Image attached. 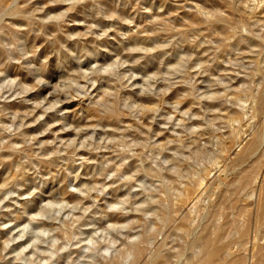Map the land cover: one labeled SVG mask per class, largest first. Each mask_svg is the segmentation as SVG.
Listing matches in <instances>:
<instances>
[{"label":"rangeland","instance_id":"374dc122","mask_svg":"<svg viewBox=\"0 0 264 264\" xmlns=\"http://www.w3.org/2000/svg\"><path fill=\"white\" fill-rule=\"evenodd\" d=\"M101 1L0 0V264H157L160 253L168 264H195L209 247L223 251L237 239L247 252L234 247L212 263L251 264L264 247V209L255 206L264 186V0ZM249 83H260L257 92ZM236 89L248 100L233 98ZM256 99L258 122L249 109ZM237 110L245 115L233 126L248 137L221 164L236 165L259 129L258 178L242 209L217 212L203 196L195 210L198 193L187 199L182 187L219 159ZM232 176L222 172L223 185ZM205 233L216 246L199 245ZM135 242L147 252L134 262Z\"/></svg>","mask_w":264,"mask_h":264},{"label":"bare ground","instance_id":"6f19581e","mask_svg":"<svg viewBox=\"0 0 264 264\" xmlns=\"http://www.w3.org/2000/svg\"><path fill=\"white\" fill-rule=\"evenodd\" d=\"M103 1V0H102ZM101 1V2H102ZM104 2H105V0H104ZM2 4H3V2H2ZM102 4H103V2H102ZM103 5H108V4H103ZM0 7H2V6H0ZM1 9V8H0ZM199 13V12H198ZM12 14H16V13H12ZM222 20V19H221ZM220 20V21H221ZM215 21H218V20H215ZM222 22H226V21H222ZM242 22V21H241ZM239 23V22H238ZM244 23V22H243ZM221 24V23H220ZM55 25V24H54ZM224 25V24H223ZM223 25H221V27H224ZM231 25H232V23H231ZM6 26V25H5ZM9 26V25H8ZM48 26V25H47ZM60 25H58L57 27H59ZM10 27V26H9ZM39 27V26H38ZM42 28V27H41ZM45 29H46V27H44ZM5 29V28H4ZM7 29V28H6ZM28 29L29 30H31V28L30 27H28ZM56 29V28H55ZM60 29H61V27H60ZM226 29V28H225ZM229 29H230V27H229ZM234 29V28H233ZM238 29V28H237ZM243 29V28H242ZM2 30H3V28H2ZM10 30H12V29H10ZM33 30L35 31V29H34V27H33ZM47 30V29H46ZM222 30H223V28H222ZM235 30V29H234ZM0 31H1V29H0ZM28 31V30H27ZM52 31V30H51ZM55 31V30H54ZM33 32V31H32ZM215 32V31H214ZM237 32V31H236ZM20 33V32H19ZM18 33V34H19ZM57 33V32H56ZM182 33V32H181ZM233 33H235V31L233 32ZM12 34H14V33H12ZM12 34H11V36H12ZM17 34V33H16ZM223 35V34H222ZM230 35V34H229ZM13 37V36H12ZM221 37V36H220ZM224 37V36H223ZM228 37H230V36H228ZM233 37H234V35H233ZM237 38V37H236ZM224 39L225 40H229L228 38H225L224 37ZM16 40V39H15ZM14 40V41H15ZM17 41H18V39H17ZM241 41V40H240ZM225 43V42H224ZM241 42H239V44H240ZM230 44H233V43H230ZM239 44H237V45H239ZM252 44V43H251ZM250 44V45H251ZM225 45V44H224ZM226 45H229V43L227 44V41H226ZM235 45V44H234ZM233 45V46H234ZM252 46V45H251ZM221 47H223V46H221ZM230 47V46H229ZM208 49H209V47H208ZM227 49V48H226ZM210 50V49H209ZM221 50V49H220ZM206 51H207V48H206ZM223 51V50H222ZM217 54V53H216ZM222 56V55H221ZM211 57V56H210ZM218 58H219V56H217ZM218 58H216V60L218 59ZM221 58V57H220ZM207 59V58H206ZM215 59V58H214ZM220 60V59H219ZM247 61V60H246ZM264 61V60H263ZM216 63H218V62H216ZM221 63V60L219 61V64ZM223 63H224V61H223ZM223 63L221 64V66L223 65ZM207 65V64H206ZM258 65V64H257ZM210 66V65H209ZM220 66V67H221ZM219 67V68H220ZM223 67V66H222ZM225 67V66H224ZM223 67V68H224ZM218 68V69H219ZM256 68V67H255ZM259 68V67H258ZM258 68H256L257 69V71H258ZM226 69V68H225ZM254 69V68H253ZM259 69H261V68H259ZM227 70V69H226ZM225 70V71H226ZM228 71V70H227ZM262 71V74H263V70H260L259 71V74H260V72ZM210 72V71H209ZM212 72V71H211ZM252 72H253V70H252ZM255 72V71H254ZM254 72H253V74H254ZM257 72H255V74H256ZM258 74V75H259ZM258 75H256V77L258 78L259 76ZM232 76V75H231ZM253 76V75H252ZM251 76V77H252ZM260 76H262L263 77V75H260ZM233 77V76H232ZM231 77V78H232ZM261 77V78H262ZM242 78H244V77H242ZM246 78V77H245ZM244 78V79H245ZM256 78V79H257ZM233 79H235V78H233ZM260 79V78H259ZM248 80V79H247ZM251 80V79H250ZM252 80H254V78L252 79ZM262 80H264L263 78H262ZM249 81V80H248ZM257 81H258V79H257ZM260 81V80H259ZM239 81H237V83H238ZM261 82V81H260ZM263 82V81H262ZM240 83V82H239ZM250 85H249V87L251 86V83H249ZM255 84V83H254ZM260 84V83H259ZM259 84L257 85L256 84V86H254V85H252L251 86V88L254 86V87H256L257 88V86H259ZM233 85H236V84H233ZM243 86V85H242ZM254 87H253V90L255 91V92H257L255 89H254ZM264 87V86H263ZM230 88H232V87H230ZM235 88V87H234ZM245 88V87H244ZM221 89V88H220ZM229 89V88H228ZM233 90V89H232ZM252 90V91H253ZM264 91V90H263ZM230 92V91H229ZM232 92V91H231ZM244 92V90L243 89H236L234 92H233V94H231V93H228L229 95L231 94V95H234L235 97H233V98H236V99H239V98H241L243 95H242V93ZM211 94H212V92H210ZM216 93V92H215ZM249 92H247L246 94H248ZM252 93V92H251ZM251 93H249L250 95H251ZM261 94V93H260ZM221 95V94H220ZM226 95V94H225ZM242 95V96H241ZM222 96V95H221ZM253 96H256V95H253ZM253 96L251 95V97L253 98ZM262 96V95H261ZM261 96H260V98H261ZM209 97V96H208ZM207 97V98H208ZM223 97H225V96H223ZM246 97H249V96H243V98H246ZM259 97V96H258ZM258 97H256L257 99H258ZM189 98V97H188ZM211 98V97H210ZM233 98H231V99H233ZM259 98V99H260ZM192 99H193V97H192ZM220 101L222 100V99H220V98H218ZM247 99V98H246ZM257 99H256V104L255 105H252V103H249V104H251L250 106H249V109L252 107V106H255L254 108H253V110H251L252 111V113H251V116H250V119L252 120V119H255L256 121L257 120H259V118H260V116H261V114H262V105H263V103L261 104V102H264L262 99H260L259 101H261V102H259V101H257ZM234 100V99H233ZM248 100V99H247ZM211 103L213 102V101H211V100H209ZM208 101V102H209ZM225 101V100H224ZM227 101V100H226ZM241 101H243V100H241ZM254 102H255V99L253 100ZM207 102V103H208ZM214 102L216 103V101L214 100ZM218 102V101H217ZM233 102V101H232ZM235 102H237V100H235ZM239 102H240V100H239ZM246 102V101H245ZM245 102H244V104H243V102L241 103V104H239V105H241V106H243L244 107V109L246 108V106H244L245 105ZM252 102V101H251ZM210 103V104H211ZM222 103V102H221ZM221 103H219V105L221 104ZM230 103V102H229ZM238 103V102H237ZM247 103V102H246ZM213 105V104H212ZM219 105H217V106H219ZM222 105V104H221ZM220 105V106H221ZM230 105V104H229ZM232 105L233 104H231V107H232ZM235 105V104H234ZM210 106V105H209ZM214 106V105H213ZM212 106V107H213ZM216 106V105H215ZM264 107V106H263ZM214 108V107H213ZM212 108V109H213ZM221 108V107H220ZM222 109H224V108H222ZM221 109V110H222ZM249 109H247L248 111L247 112H249L250 110ZM209 110H211V109H209ZM234 110V109H233ZM236 110V109H235ZM263 110H264V108H263ZM155 111V110H154ZM211 111H213V110H211ZM230 111V110H229ZM221 112V111H220ZM219 112V113H220ZM230 112H232V111H230ZM229 112V113H230ZM218 113V114H219ZM222 113L224 114V113H227L226 111L225 112H223L222 111ZM234 114L233 115H230V116H228L227 117V121H228V123L229 124H231V126H232V128L230 127V129L231 130H228V132H227V134H226V132L224 131L223 133H225L226 135H227V137H226V140L227 141H225L224 140V138L222 139V140H224V142H222V145L220 144V142H219V144H220V152L219 153H217V154H219V159L217 160V157L215 156V158H216V162L215 163H213L214 165L213 166H211V168L210 167H208L209 169H208V171H206L205 173V175L204 176H202V177H200V178H197V174H195V176H196V178L197 179H191L190 178V180H188V183L187 182H185V184L187 185V188H185V186H183L182 187V189H186V191H185V193H183V195L184 194H186V198L187 199H189V197H190V195L191 194H195V193H198L197 195H195L196 197H197V200L194 202V204H193V208H194V205L197 203L198 204V201H200V199H201V197H203V196H205V197H207L208 199H209V207H211V208H213L214 210H216L217 212L218 211H220V210H223V209H233V208H236V207H239L241 204H240V202L243 200V198H245V197H243L242 198V195H243V193H245V191H246V189H248V187H249V189L253 186V184L256 182V180H257V178H258V176H257V171H258V166H259V163H261V160L263 159L262 158V155L261 156H254V154H255V151L262 145L263 146V144H261V136H263V135H261V133H260V131H259V129L258 130H256L255 132H250L249 133V136H250V138H249V140L248 141H246V143L243 145V147H242V149H241V151L237 154V157H236V165L235 164H233L232 166H230V165H224V164H221L222 163V160H223V155L226 153V152H228V151H230L235 145H238L239 147H240V145H242L243 144V142H244V140H245V138H247L248 137V135H247V133L246 132H242V130L238 127V125H237V127L235 126H233V124L235 123V122H242L243 121V117H244V115H245V112H243V111H239V110H237V111H234L233 112ZM250 113V112H249ZM208 115V114H207ZM220 115V114H219ZM211 116V115H210ZM222 117H223V115H222ZM225 118V117H224ZM224 118H222V120L221 121H223V119ZM247 117H245V119H246ZM249 118V117H248ZM214 119V118H213ZM217 121L219 120V119H221V117L220 116H217V114H216V118H215ZM226 120V119H225ZM247 120V119H246ZM245 120V121H246ZM254 120V121H255ZM263 120V119H262ZM208 121V120H207ZM216 121V123L218 124L219 122H217ZM226 121V122H227ZM249 121V120H248ZM247 121V122H248ZM258 122V121H257ZM208 123V122H207ZM222 123V122H221ZM228 123H226V124H228ZM244 123V122H243ZM246 123V122H245ZM255 123V122H254ZM259 123H261V121H259ZM263 123H264V120H263ZM223 124V123H222ZM228 124V125H229ZM253 124V121H252V123L251 124H249V122H248V125H252ZM254 125V124H253ZM217 126V125H216ZM220 126V125H219ZM222 126H225V124H223V125H221L220 127H222ZM230 126V125H229ZM229 126H228V128H229ZM241 127H242V125H240ZM210 127H212L211 126V124H210ZM226 127V126H225ZM224 127V128H225ZM251 128H252V126H251ZM211 129V128H210ZM215 129V128H214ZM213 130V129H212ZM203 131V130H202ZM217 131V130H216ZM220 131H222V130H220ZM220 131H219V133H220ZM245 131V130H244ZM248 131V130H247ZM203 133H205V132H203ZM213 133V132H212ZM246 133V135H244ZM211 134V132L209 133V135ZM263 134H264V132H263ZM206 135V134H205ZM226 135H224V137L226 136ZM244 136H246V137H244ZM210 137V136H209ZM214 139H216V137L214 138ZM221 140V141H222ZM177 142V141H176ZM179 142V141H178ZM182 141L180 140V143H181ZM179 143V146H182L181 144ZM214 144H215V142H214ZM176 145H178V143L176 144ZM13 146V145H12ZM12 146H10V147H12ZM185 146V145H184ZM219 145L217 144V147H218ZM215 148V147H214ZM219 148V147H218ZM218 151V150H217ZM216 151V152H217ZM259 152V151H258ZM235 154V155H236ZM232 155V154H231ZM227 157H229V156H227ZM215 158H213V159H215ZM225 158V157H224ZM208 159V158H207ZM206 159V160H207ZM229 159V158H228ZM232 159V158H231ZM123 160V159H122ZM224 160H226V159H224ZM213 160H210L209 162H212ZM208 162V163H209ZM214 162V161H213ZM227 162V161H226ZM43 163V162H42ZM48 163H50V162H48ZM223 163H224V161H223ZM229 163L231 164V161H229ZM233 163V162H232ZM44 164V163H43ZM227 164V163H226ZM262 164H263V162H262ZM262 164H261V167H262ZM209 166H210V164H209ZM215 169V172H219L218 173V176H217V178H218V181L216 180V182H215V185H214V182H212L211 184H209L208 185V181H209V179H210V174H211V171L212 170H214ZM216 169H217V171H216ZM262 169V168H261ZM206 170H207V168H206ZM224 171H226V173L228 172V171H233V176H232V179L229 181V182H227L226 181V183L223 185V181L222 180H220L221 179V174H222V172H224ZM154 173V172H153ZM204 173V172H203ZM158 174V173H157ZM161 174V173H160ZM202 174V173H201ZM214 174V173H213ZM232 174V173H231ZM151 175H153L152 174V172H151ZM159 175V174H158ZM157 175V176H158ZM191 175V174H190ZM189 175V176H190ZM212 175V174H211ZM217 175V174H216ZM160 176H162V175H160ZM159 176V177H160ZM264 176V175H263ZM162 178H165V176H162ZM157 179V178H156ZM163 180H165V179H163ZM210 180H213V179H210ZM159 181V180H158ZM166 181V180H165ZM163 181L161 180V183H162ZM163 183H165V182H163ZM184 184V185H185ZM165 185L167 186V184L165 183ZM165 185L163 184V187H165ZM263 185H264V182H263ZM181 187V186H180ZM168 188V187H167ZM167 188H164L165 190L167 189ZM170 188V187H169ZM171 191V190H170ZM183 191V190H182ZM182 191L181 192H179V193H175V195L177 194V196L178 197H181V195L179 196L178 194H182ZM163 192V191H162ZM167 192H169L168 190H167ZM166 192V193H167ZM253 193V192H252ZM169 194H170V192H169ZM254 194V193H253ZM165 195V194H164ZM171 195H173V194H171ZM170 195V196H171ZM213 195H216V197L214 198V196ZM245 195H247L248 197L247 198H249V196H252V195H250V192H247ZM176 196V197H177ZM194 196V197H195ZM162 197V196H161ZM165 197V196H164ZM163 197V198H164ZM168 197V196H167ZM167 197H165V198H167ZM183 197V196H182ZM169 198V197H168ZM170 198H172V196L170 197ZM184 198V197H183ZM182 198V199H183ZM185 198V199H186ZM246 198V199H247ZM176 199H178V198H176ZM192 199V198H191ZM166 200V199H165ZM174 200V199H173ZM250 200H252V199H250ZM256 200V199H255ZM167 201V200H166ZM178 201V200H177ZM176 201V202H177ZM192 201V200H191ZM205 201V200H204ZM203 201V202H204ZM253 201V200H252ZM251 202V201H250ZM186 203V202H185ZM163 203L161 202V205H162ZM167 203L165 202V204H163V205H166ZM173 204V203H172ZM176 204H178V202L176 203ZM176 204H174V207H175V205ZM206 204V202L204 203V205ZM169 205V204H168ZM179 205V204H178ZM177 205V206H178ZM201 205V204H200ZM249 205H251L250 203H248V204H245V206H244V208L245 207H247V206H249ZM173 206V205H172ZM182 205L180 204V207H181ZM255 206L257 207V208H259V210L261 209H264V186L263 187H261V189H260V197H259V199H258V202H256L255 203ZM162 207V206H161ZM169 207L170 206H168V210H169ZM173 207V208H174ZM187 207V206H186ZM243 207V206H242ZM252 207V206H251ZM165 208V206H163V208H162V210ZM172 208V207H171ZM183 208H185V207H183ZM192 208V209H193ZM161 209V208H160ZM165 209H167V207L165 208ZM195 209V208H194ZM193 209V211H195ZM239 209H242V208H240L239 207ZM167 210V211H168ZM172 209H170V211H171ZM174 210H175V208H174ZM185 210H187V209H185ZM244 210V209H243ZM254 210V209H253ZM164 211V210H163ZM173 211V210H172ZM247 211V210H246ZM257 211V210H256ZM175 212H176V210H175ZM196 212V211H195ZM194 212V213H195ZM224 212L225 213H227V211L226 210H224ZM224 212H222V213H224ZM237 212V211H236ZM160 213V212H159ZM164 212H162V214H163ZM173 213V212H172ZM177 213V212H176ZM179 213H181V212H178V214ZM190 213V212H189ZM231 213V212H230ZM239 213V212H238ZM237 213V214H238ZM240 213H242V211H240ZM264 213V212H263ZM161 214V213H160ZM162 214L160 215V218L158 217V220H160L161 219V217L163 218V216H162ZM202 214V213H201ZM221 214V213H220ZM219 214V215H220ZM232 214H233V212H232ZM168 215V214H167ZM167 215L165 216V222H167ZM170 215V214H169ZM172 215V214H171ZM175 217L177 216L176 214H173ZM191 215H192V213H191ZM194 215V214H193ZM197 215V214H196ZM212 215H214V214H212ZM247 215V214H246ZM245 215V216H246ZM251 215V214H250ZM180 216V215H179ZM182 216V215H181ZM183 216H185V215H183ZM195 216V215H194ZM216 216V215H215ZM231 216V215H230ZM236 216H238V215H236ZM235 216V217H236ZM248 216V215H247ZM247 216H246V218H244V220H247L248 218H247ZM238 217H240V215L238 216ZM242 217V216H241ZM190 218V217H189ZM205 218H206V216H205ZM204 218V219H205ZM200 219V218H199ZM201 219H203V218H201ZM237 219V221H238V218H236ZM241 219V218H240ZM175 220V219H174ZM192 220V219H191ZM234 220H235V218H234ZM249 220V219H248ZM254 220H256V219H254ZM198 221V220H197ZM196 221V223H198ZM205 221H206V219H205ZM228 221V220H227ZM237 221H235V222H237ZM241 221V220H240ZM251 221V220H250ZM259 221V220H258ZM159 222V221H158ZM163 222V221H162ZM164 222V224L166 225V223ZM182 222V224H183V221H181ZM187 222V221H186ZM185 222V223H186ZM192 222H193V220H192ZM200 222V221H199ZM216 222H218V221H216ZM220 222V221H219ZM239 222V221H238ZM237 222V223H238ZM243 222L244 221H242V224L241 225H243ZM248 222V221H247ZM256 222V221H255ZM169 223V222H168ZM194 223V222H193ZM201 223V222H200ZM199 223V224H200ZM203 223V222H202ZM206 223H208V222H206ZM211 223V222H210ZM213 223V222H212ZM241 223V222H240ZM246 223V222H245ZM259 223V222H258ZM257 223V224H258ZM160 224V223H159ZM158 224V225H159ZM163 224V223H162ZM177 224V223H176ZM180 224V223H179ZM178 224V225H179ZM198 224V226L200 227V225ZM247 224V223H246ZM250 224V223H249ZM170 225H171V223H170ZM192 225V224H191ZM197 225V224H196ZM196 225H193L194 227L193 228H195V229H197V227H195ZM202 225H204V224H202ZM201 225V226H202ZM238 225V224H237ZM183 226H184V224H183ZM187 226V225H186ZM189 226V225H188ZM213 226H215V225H213ZM227 226V225H226ZM234 226V225H233ZM246 226H248V225H246ZM250 226H252L251 224H250ZM250 226H249V228H250ZM254 226V225H253ZM158 227H160V225L158 226ZM165 227V226H164ZM180 227L181 228H183L182 227V225L180 224ZM198 227V228H199ZM209 227V226H208ZM238 227H240V226H238ZM238 227L236 228V229H238ZM243 227L244 226H242V228L241 229H243ZM261 227H262V225H261ZM160 228H162V225H161V227ZM177 228V227H176ZM211 228V227H210ZM245 228V227H244ZM162 229H164V228H162ZM183 229H185V234H186V232L188 231V230H186V228L184 227ZM187 229H189V228H187ZM195 229H193V230H195ZM212 229H216L217 230V228H213L212 227ZM227 229V228H226ZM251 229V228H250ZM262 229H263V227H262ZM180 230V229H179ZM222 230V229H221ZM220 230V231H221ZM239 230H240V228H239ZM246 230V229H245ZM248 230V229H247ZM254 230V229H253ZM191 231V230H190ZM189 231V232H190ZM197 231V230H196ZM224 231H225V229H224ZM223 231V232H224ZM238 231V230H237ZM264 231V230H263ZM192 232V231H191ZM212 232V231H211ZM249 232V231H248ZM253 232V234H254V232L255 231H252ZM213 233H215V231H213ZM247 233V232H246ZM264 233V232H263ZM195 234V233H194ZM198 234V233H197ZM244 234V233H243ZM251 234V233H250ZM256 234V233H255ZM260 234V233H259ZM190 235H191V233H190ZM212 234H210V233H205L204 234V236H202L201 238H200V242H199V245H201V247H202V245H215L216 243H215V241H217V240H215V238H213L212 236H211ZM216 235H218V234H216ZM245 235V234H244ZM246 235H248V234H246ZM261 235H263V234H261ZM189 236V235H188ZM225 236V235H224ZM248 236H250V235H248ZM187 237V236H186ZM226 237V236H225ZM244 237V236H243ZM246 238H248L247 236H245ZM244 237V238H245ZM257 237V236H256ZM256 237H255V239H256ZM261 237H263V236H261ZM146 238V237H145ZM198 238V237H197ZM245 238V239H246ZM254 238V237H253ZM147 239V238H146ZM149 239V238H148ZM148 239H147V241H148ZM194 239V238H193ZM228 239V238H227ZM248 239H250V238H248ZM144 240V239H143ZM221 240H224L223 239V237L222 238H220V240H218V241H221ZM261 240V239H260ZM142 241V240H141ZM150 241V240H149ZM227 241V240H226ZM257 241V240H256ZM139 242V241H138ZM144 242V241H143ZM192 242H193V240H192ZM252 242V241H251ZM261 242V241H260ZM263 242V241H262ZM139 243H141V242H139ZM137 244V242H135L134 244H137V245H134L133 247H131L132 246V244L130 245V250H132V253H134V254H132V255H135L136 257H138V258H136L135 260H134V262L138 259H140L141 260V257L144 255V253L145 252H147V250H145V252H144V248H143V246H141L142 244L144 245V244H146L145 242L144 243H141V245L140 244ZM148 243V242H147ZM246 242L245 241H243L242 239H237V241H235V242H232V244H234V245H232L233 246V248L234 247H237V248H241L240 250L242 251V249L244 250V248H245V246H246V244H245ZM187 244V243H186ZM223 244V243H222ZM252 244V243H251ZM165 245V244H164ZM189 245H191V244H189ZM197 245H198V243H197ZM163 246V245H162ZM216 246V245H215ZM129 247V246H128ZM148 247V246H147ZM170 248V247H169ZM192 249H193V247H191ZM198 248H199V246H198ZM233 248H231V247H227L226 249H224L223 251H222V249L221 248H217V246L215 247V249L214 250H211V251H209V249H210V247H209V249H208V252L206 253V255H204L205 253H202L203 255L202 256H204V258L203 259H200L199 258V261H198V259H197V261L198 262H196L195 264H213L212 262H213V260L216 258V256H218V255H220V254H227L228 253V249H233ZM251 248H254V247H250L249 249H251ZM127 249V248H126ZM145 249H147L146 247H145ZM246 249V252H247V248H245ZM130 250H128V251H130ZM162 250V249H161ZM195 250H196V248H195ZM201 250V249H200ZM127 251V252H128ZM166 252H167V250H165ZM233 251H235V250H233ZM237 251H238V249H237ZM235 252V255L237 254V253H239V252ZM240 251V252H241ZM250 251V250H249ZM254 251V250H253ZM252 251V252H253ZM125 253H126V250L124 251ZM169 252H171V251H169ZM202 252V251H201ZM129 253H131V252H129ZM230 253H233V252H230ZM124 254V253H123ZM127 254V253H126ZM126 254H125V256H126ZM169 254V253H168ZM198 254H199V252H198ZM198 254L196 255V256H198ZM244 254H245V252H244ZM252 254V253H251ZM130 255V254H129ZM247 255V257H249L248 255L249 254H246ZM128 256V255H127ZM195 256V255H194ZM231 256H233V254L231 255ZM130 257V256H129ZM169 255H167V254H159V256H158V260L161 258L162 259V261L160 262V263H162V264H166L167 263V261L169 260ZM181 257V256H180ZM221 257V256H220ZM219 257V258H220ZM235 257V256H234ZM251 257H252V255H251ZM134 258V257H133ZM144 258H146V257H144ZM150 256L147 258L148 260H150L151 261V259L152 258H150ZM198 258V257H197ZM202 258V257H201ZM222 258V257H221ZM236 258V257H235ZM254 258H255V261H254ZM119 259V258H118ZM228 259V258H227ZM244 259V258H243ZM243 259H242V257L240 256V257H238L236 260H237V262H239V263H242V261H243ZM144 260V259H143ZM143 260H142V262H143ZM153 260V259H152ZM157 260V259H156ZM157 260V261H158ZM193 259L191 258V260L190 261H192ZM224 260V259H223ZM147 261V260H146ZM171 261V260H170ZM194 261H196V260H194ZM247 261V260H246ZM113 262H117V261H113ZM133 262V263H134ZM144 262H145V260H144ZM187 262V261H186ZM216 263H218L217 261H215ZM118 263V262H117ZM138 263V262H137ZM150 262H148V264H149ZM159 262L157 263V264H160ZM188 264H190L189 262H187ZM105 264H107L106 262H105ZM108 264H109V262H108ZM114 264V263H113ZM134 264H136V262L134 263ZM144 264V263H143ZM168 264V263H167ZM192 264H193V262H192ZM251 264H264V247H261L260 246V248L258 247L257 249H256V251H254V254H253V261H252V263Z\"/></svg>","mask_w":264,"mask_h":264}]
</instances>
